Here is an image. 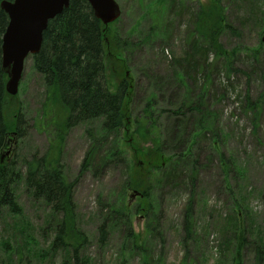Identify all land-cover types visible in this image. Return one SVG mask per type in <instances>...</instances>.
I'll list each match as a JSON object with an SVG mask.
<instances>
[{"label":"rangeland","instance_id":"1","mask_svg":"<svg viewBox=\"0 0 264 264\" xmlns=\"http://www.w3.org/2000/svg\"><path fill=\"white\" fill-rule=\"evenodd\" d=\"M117 1L122 15L106 28L128 37L129 46L121 56L124 70L116 58L118 49L112 54L107 50L109 79L112 86L124 80L132 86L130 127L112 134L106 151L104 146H93L90 130L102 134L100 121L84 122L65 132L61 147L60 162L69 180L75 181L76 221L89 238L82 252L86 264H256L257 253L264 256V0H219L229 24L220 41L233 54L219 58L213 48L207 52V72L198 75L193 98L198 100L200 87L206 88L212 117L210 125L209 119L205 123L211 131L200 132L196 115L179 119L173 115L192 89L174 76L172 65L180 66L192 46L207 45L195 18L201 5L207 7L211 0H168L160 12L152 0ZM152 15L162 21L159 27L165 28L172 18L175 23L164 34L152 29L156 23ZM26 61L20 89L10 95L14 103L7 108L9 120L16 107L22 108L25 134L8 138L5 160L41 156L57 143V131L50 130L42 116L45 83L31 58ZM152 96L157 97L156 131L164 155L190 148L185 161L177 162L181 177L172 183L159 181L155 208L139 210L140 195L127 182L143 165L137 156L150 143L142 144L133 120L143 115ZM245 96L258 105L257 116L243 105ZM117 150L121 154L115 158ZM89 151L84 170L82 162ZM14 190L23 213L0 209V264H75L62 250L51 249L56 234L47 222L56 224L61 215L54 216L48 205L35 201L24 184L17 183ZM191 197L196 230L188 238L183 221ZM105 222L108 238L101 242L99 230Z\"/></svg>","mask_w":264,"mask_h":264},{"label":"trees","instance_id":"2","mask_svg":"<svg viewBox=\"0 0 264 264\" xmlns=\"http://www.w3.org/2000/svg\"><path fill=\"white\" fill-rule=\"evenodd\" d=\"M2 1L0 0V209L7 207L15 215L23 213L14 188L19 182L24 184L25 189L30 192L35 201L41 200L48 205L51 211H54V216L61 215L56 224L51 220L47 222V227L54 229L56 234L51 249L62 250L66 259L75 260V264H86L82 252L87 247L89 238L76 221L75 181L69 180L60 162L61 147L65 132L72 126L84 124V122L100 121L99 128L103 133H95L93 129L90 131L94 140L93 146H104L106 151L111 146L110 136L123 128L130 127L128 124L131 116L128 105L132 86L127 80L112 86L109 79L112 74L108 63L110 61L107 57V50L109 54H112V49H118L116 58L121 69L124 70V64H121V61L124 63L125 60L121 56L129 46V38L124 39L121 35L111 34L106 28L109 25L100 21L88 0H69V6L48 22V27L43 34L41 50L30 56L34 71L42 76L46 86L42 116L45 119V125L50 127V130L57 131V143L51 144L41 156L34 154L32 157H11L5 160L4 158L8 157L5 154L8 138L12 134L22 138L25 132L21 127L24 119H22L20 106L11 113L10 120L7 118L9 103L11 105L14 102H10L11 96L6 89L9 74L3 68V37L8 28L10 15L1 6ZM167 2L168 0H152L159 12L161 8L166 9ZM150 8L152 9V6ZM152 16L156 22L152 29L162 30L164 34H167L169 24L175 23L172 18L170 23L165 24V28L159 27L162 21L159 17ZM195 19L196 29L207 45L204 46V42L201 43L198 40L201 46L197 44L191 47V52L185 51L180 66L172 65L174 76L192 89L187 91L185 99L173 111V115H176L177 119L185 115H196L199 120L198 131L200 132L201 129L211 131L205 123V119L212 117V111L207 105L208 100L205 98L206 88L200 87L202 93L199 92L198 100H194V84H197L200 73L207 72L209 49L213 48L219 58L227 53L232 55L233 52L227 51L220 41L222 33L229 24L226 22L225 8L219 0H211V4L207 7L201 5ZM198 53H201L202 57L196 60ZM175 63H177L176 60ZM173 85H177V82ZM175 88L179 89L177 86ZM156 98L150 97L143 109V115L133 120L134 133L141 138L142 144L150 143L145 148L147 150L142 152V156H137L138 160L143 161V165L139 166L137 172H133L135 175L127 182L130 189L140 193V203L137 205L139 210L155 208V190L159 181L162 179H167L170 183L177 181L182 172L177 162L185 161V158L189 156L190 147L187 151L186 148L172 156L164 155L163 143L159 132L156 131L158 126V114L155 111ZM54 104L60 106L58 111L54 110ZM243 105L252 109L255 116L260 112L258 105L256 107L251 104L246 96ZM162 112L163 110L159 111L160 114ZM53 119L57 120L53 121ZM47 126L46 129H48ZM194 135L198 136L197 131ZM94 148L92 147V150ZM91 153L92 151H89L82 162L84 170L89 166ZM120 154L119 150L113 153L115 158ZM194 178L195 175L191 174V183H194ZM192 202L191 197L188 200L183 221V228L188 238L196 230ZM147 228L149 230L152 228L150 222ZM107 229L108 224L105 222L99 230L101 242L107 241ZM263 258L262 251L257 253L256 264H262Z\"/></svg>","mask_w":264,"mask_h":264},{"label":"water","instance_id":"3","mask_svg":"<svg viewBox=\"0 0 264 264\" xmlns=\"http://www.w3.org/2000/svg\"><path fill=\"white\" fill-rule=\"evenodd\" d=\"M93 12L105 25L122 14L117 0H88ZM69 0H3L1 6L10 15L3 37V68L9 74L6 89L17 94L26 59L41 50L48 22L60 14Z\"/></svg>","mask_w":264,"mask_h":264}]
</instances>
